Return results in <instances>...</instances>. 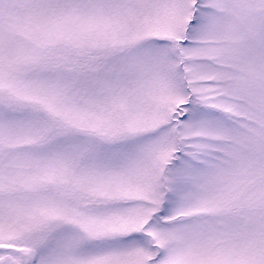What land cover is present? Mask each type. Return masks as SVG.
I'll list each match as a JSON object with an SVG mask.
<instances>
[{
  "label": "snow or ice",
  "instance_id": "snow-or-ice-1",
  "mask_svg": "<svg viewBox=\"0 0 264 264\" xmlns=\"http://www.w3.org/2000/svg\"><path fill=\"white\" fill-rule=\"evenodd\" d=\"M0 264H264V0H0Z\"/></svg>",
  "mask_w": 264,
  "mask_h": 264
}]
</instances>
